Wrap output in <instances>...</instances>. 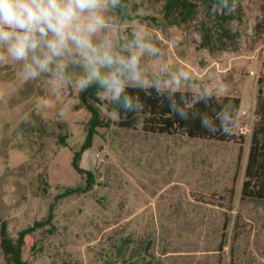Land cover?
Segmentation results:
<instances>
[{
  "label": "rangeland",
  "instance_id": "374dc122",
  "mask_svg": "<svg viewBox=\"0 0 264 264\" xmlns=\"http://www.w3.org/2000/svg\"><path fill=\"white\" fill-rule=\"evenodd\" d=\"M166 1L129 0L120 14L121 0L108 13L106 34L118 46L140 36L155 50L137 52L141 81L126 86L239 97L234 134L245 136V145L121 129L102 106L113 100L104 89L92 103L109 127H96L90 138L81 64L66 61L62 78L31 79L27 96L23 62L0 67V233L6 222L16 239L55 203L52 226L26 237L29 264H106L107 255L115 258L113 244L130 236L153 240L154 264H264V199L241 195L252 132L264 119V0H228L226 36L216 31L214 5L174 24L163 11ZM78 155L79 168L96 173L94 189L56 201L84 183ZM32 160L41 162L50 187L40 177L16 179L14 172ZM1 241L0 234V264H7Z\"/></svg>",
  "mask_w": 264,
  "mask_h": 264
},
{
  "label": "trees",
  "instance_id": "16d2710c",
  "mask_svg": "<svg viewBox=\"0 0 264 264\" xmlns=\"http://www.w3.org/2000/svg\"><path fill=\"white\" fill-rule=\"evenodd\" d=\"M218 0H167L163 6V11L167 16H173L174 24L188 23L199 9L204 6L208 9L214 8ZM129 5V0H122V8L120 14H123ZM214 5V7H213ZM217 17V33L220 36L227 35V23L232 16L226 14V8L223 11L216 7ZM175 16V17H174ZM211 28L204 27L205 37H211ZM205 45V44H204ZM102 90L95 83H92L86 91H84L83 103L84 107L91 112L89 124L91 125V135L97 134L96 127H109V123L103 122L101 119V110L92 103L97 101V96ZM262 90H260V93ZM125 96L129 98L133 104V110L125 111L121 106L122 100H112L107 107V102H103L102 106L108 112L117 115V126L124 130L142 131L145 134L154 136L175 137L183 136L190 140H207L220 143H233L240 146L245 145L246 138L243 135L236 136L234 129L238 124V114L241 108V99L236 96L218 97L210 95L206 92L193 94L192 92H181L171 90H160L155 87L145 88L142 86H126ZM262 95L258 97V110L262 106ZM183 113V117L180 115ZM261 116V115H260ZM264 118V113L261 119ZM207 122V127L203 126V122ZM61 145H67L63 139L59 142ZM79 155L76 157L75 165L83 176L84 183L74 187L65 189L56 201L66 199L73 195L87 194L93 191L96 183V173L86 172L79 168ZM41 162L32 160L28 164L14 172L17 180H29L31 183L34 177H40V180L50 187L47 180L43 179L41 170ZM40 174V175H39ZM246 181L243 183L241 195L249 199H264V119L255 124L250 139V152L248 163L245 171ZM45 194L47 188H40ZM218 197L223 200L222 195ZM55 203H52L45 220L37 221L34 226L20 230L17 238L13 239L6 231V222H2L1 226V247L5 255L7 264H29L24 259L23 250L26 244V237L38 229L46 226H52V218L54 217ZM132 244L135 247L130 248ZM154 242L151 238L133 239L131 236L122 238L118 244H113L115 249V258L110 255L106 264H154L155 259L151 254Z\"/></svg>",
  "mask_w": 264,
  "mask_h": 264
},
{
  "label": "clouds",
  "instance_id": "9594fccd",
  "mask_svg": "<svg viewBox=\"0 0 264 264\" xmlns=\"http://www.w3.org/2000/svg\"><path fill=\"white\" fill-rule=\"evenodd\" d=\"M120 3L121 0H0V65L23 62L27 81L41 74L62 78L66 61L79 63L86 70L80 81L82 90L95 83L114 100H122L125 111L133 110L124 93L126 83L141 81L137 52L155 54V50L140 36L120 47L106 34L108 13ZM215 7L223 11L228 0H218ZM180 115L183 117V113ZM203 126L207 127L206 121Z\"/></svg>",
  "mask_w": 264,
  "mask_h": 264
},
{
  "label": "crops",
  "instance_id": "0c3cea01",
  "mask_svg": "<svg viewBox=\"0 0 264 264\" xmlns=\"http://www.w3.org/2000/svg\"><path fill=\"white\" fill-rule=\"evenodd\" d=\"M7 65H10V62L9 63H5V64H2L0 65L1 68L7 66ZM31 83V79L27 80L24 85L22 86V90L24 89V95L27 96V95H30L31 94V88L33 87Z\"/></svg>",
  "mask_w": 264,
  "mask_h": 264
}]
</instances>
